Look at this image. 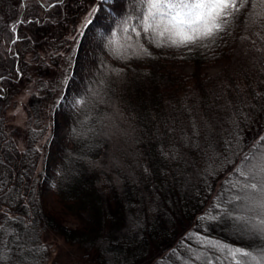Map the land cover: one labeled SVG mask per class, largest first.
<instances>
[{
    "label": "trees",
    "instance_id": "trees-1",
    "mask_svg": "<svg viewBox=\"0 0 264 264\" xmlns=\"http://www.w3.org/2000/svg\"><path fill=\"white\" fill-rule=\"evenodd\" d=\"M85 2L0 0V264H45L49 231L80 247L86 264H232L207 240L259 255L264 238L223 209L240 194L225 181L264 145V3L250 0L214 37L175 47L149 42L140 0H106L83 25L89 66L68 77L75 99L60 100V62L39 51L64 48ZM113 30L116 61L101 55ZM218 60L219 70L204 72ZM32 77L42 92L30 94L35 126L19 148L4 108ZM59 101L67 134L49 139V191L36 144Z\"/></svg>",
    "mask_w": 264,
    "mask_h": 264
},
{
    "label": "snow or ice",
    "instance_id": "snow-or-ice-1",
    "mask_svg": "<svg viewBox=\"0 0 264 264\" xmlns=\"http://www.w3.org/2000/svg\"><path fill=\"white\" fill-rule=\"evenodd\" d=\"M140 2L145 8L142 28L149 42L159 44L166 40L170 46L181 47L214 37L223 29L229 17L234 18L250 0H140ZM261 2L264 3V0ZM133 31L137 36L140 35L139 31L135 29ZM259 139L264 141V137ZM253 147L260 151L246 153L241 164L234 169L235 178L230 174L229 180L225 181L240 194L234 195L226 202L233 204L234 209L230 210L225 206L223 213L233 219L242 230L264 238V145L257 143ZM212 158H217L214 152L210 154V159ZM206 246L219 252H226L225 259L230 258L232 264H264V249L256 255L247 249L211 240H207ZM216 260L218 261L219 257H216ZM205 264H214V261L212 258H206Z\"/></svg>",
    "mask_w": 264,
    "mask_h": 264
},
{
    "label": "rangeland",
    "instance_id": "rangeland-1",
    "mask_svg": "<svg viewBox=\"0 0 264 264\" xmlns=\"http://www.w3.org/2000/svg\"><path fill=\"white\" fill-rule=\"evenodd\" d=\"M85 1V6H83L84 8L75 12L74 16L76 22L69 29L68 37L66 39L68 40V42L65 41L63 44L64 46H62L64 48L62 50H56V56L54 55L52 57H49L48 55V52H51V50L49 49H46L47 52H45V48L44 50L40 49L39 51L41 53V56H43L46 61H53V64H55L56 60L60 62L59 66L56 67V70L53 68V74H56L61 78L65 77L60 100H63L65 98H70L72 100L75 99V94L69 87L67 81L76 72L80 71L81 69L84 70L89 66V55L84 46V42L87 39V34L84 30L83 25H85L86 22L92 18L94 12H97L99 10L105 12L107 9L106 0ZM109 35L111 36L108 37L105 41L108 43V45L110 44L111 47L102 50L101 55L103 59L105 58L106 60L108 59L110 61H116V56H114L113 54V49L115 45L121 43L119 42V39L116 36L114 30ZM17 38L18 36H15L14 40H16ZM70 43V50L73 53L67 58L66 55L69 52V49L67 50L66 46ZM27 58L28 60H30L29 62L35 63L33 54L28 53ZM222 65L223 60H218L216 62L206 64L203 67V70L205 73L211 74L219 70ZM177 68L183 72H188L192 69V65L188 62H181L177 64ZM53 71H51V73ZM53 77L55 76H52V78ZM32 91L42 92L38 85L37 79L33 77L30 81L26 80L21 84L20 89L11 95L6 108H4V117L7 125V130L10 136L14 138L19 148H23L25 146V137L22 135V133H24V130H26L30 125L35 126V123H33L34 119L33 122H31L28 114L29 97ZM59 103L60 101L55 107L53 106L51 110H48V112L50 111V116L48 117V119L44 116L42 117V122L40 124L43 125L47 123L48 127L44 134L41 137L37 138L36 144L39 152L41 153V157L38 163V170L42 171L43 179L45 181L47 190L49 191L52 187V182L57 171L56 167L49 160V139L51 137H58L67 134V128L62 122L61 118H59ZM37 127L40 128L41 126ZM48 195L49 198H51L50 193ZM49 232H44L41 235V239L47 246H49L48 259L46 260L45 264H86L83 258V251L80 247L75 244L66 242L60 234L54 233L53 231Z\"/></svg>",
    "mask_w": 264,
    "mask_h": 264
}]
</instances>
